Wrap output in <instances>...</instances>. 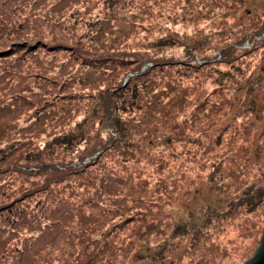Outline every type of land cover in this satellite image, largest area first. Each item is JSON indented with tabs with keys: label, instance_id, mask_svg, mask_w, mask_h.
I'll return each mask as SVG.
<instances>
[{
	"label": "trees",
	"instance_id": "obj_1",
	"mask_svg": "<svg viewBox=\"0 0 264 264\" xmlns=\"http://www.w3.org/2000/svg\"><path fill=\"white\" fill-rule=\"evenodd\" d=\"M172 1L166 11L163 0H0V264L128 263L140 242L147 256L138 264L253 256L264 167L248 159L251 113L213 132L235 88L211 94L202 86L221 80L199 73L259 69L246 83L264 89V1L235 27L226 17L234 20L243 1ZM103 10L113 13L93 15ZM190 13L207 23L191 17L190 32L171 34ZM137 27L150 29L140 38ZM248 36L250 48L241 49ZM221 41V60L192 63ZM193 94L199 103L189 110ZM219 102L229 108L213 118ZM186 112L193 121L183 122V135L164 136L161 126L179 123L167 118ZM202 182L227 209L202 205L175 219L171 207Z\"/></svg>",
	"mask_w": 264,
	"mask_h": 264
},
{
	"label": "rangeland",
	"instance_id": "obj_2",
	"mask_svg": "<svg viewBox=\"0 0 264 264\" xmlns=\"http://www.w3.org/2000/svg\"><path fill=\"white\" fill-rule=\"evenodd\" d=\"M240 1H243V6L239 10V12L236 14L235 19L233 20V18L231 16L226 17L227 24L231 23L232 27H235L240 21L244 20V18H245L244 13H248V11L252 10L253 8L254 9L260 8L263 5L264 0H218V2H220V3L226 2V5L238 3ZM172 2H173L172 0H163L161 7L163 9H165L166 11H168ZM213 6L218 7L217 4H213ZM66 10H67V8L65 9V11ZM153 12L156 13L157 10H153ZM112 13L113 12H111L110 14H112ZM123 13H125V10H123ZM110 14L105 13L103 10V11L95 12L93 15L104 16V17H106L105 19H108ZM156 15H157V13H156ZM191 17H195L197 19H200V22L203 25L207 23V17L206 16H197V15L193 16V14L190 13L187 16H185L184 18L180 17V18H178V20H176L177 25H174L173 27L169 28L171 30L170 31L171 34H173L172 31L178 32V33H180V32L182 33L183 31L190 32L193 28L192 21L194 19V18H192L191 20H189ZM110 18H112V17H110ZM122 23L123 22H121L120 20L115 19V24L117 25L115 28L118 29L119 26L122 25ZM215 27H216L215 24L210 23V26H208L205 30H207L208 32H210V31L214 32ZM123 28H125V27H123ZM149 29L142 30L141 27H137L135 29V32L137 35L140 36V38H143L144 36L147 35L146 33L149 31ZM249 37L250 36H248L245 39V41H243L242 45H240V46L238 45L241 49L244 48V49L248 50L250 48ZM235 38H236L235 36L232 37V42H230V44L235 45V43H233L236 41ZM223 45H224V41H221L219 43L218 42L214 43L209 48V50L205 52V55H203L201 57L197 56V58L192 59L193 60L192 63L194 65H202L203 63L204 64L216 63L217 61L221 60V50L219 48H221ZM215 50H217V51H215ZM259 53H264V52L260 51ZM204 56H206V61H203ZM214 56H216V57H214ZM181 62H187V61H185L184 59H181ZM188 63H190V62H188ZM148 65H151V64H148ZM240 68L242 69V72L245 74L247 68L246 67H240ZM143 70H144V67L141 69V71H143ZM257 71H259V69L258 70L253 69L252 71H248L245 74V76L243 75V77H240L237 74H233V73L228 72L227 67L223 65V66H217V72H221V73L223 72V74H221L219 76L215 75L214 73H204V72L199 73V75L204 76V77L207 75H210L209 78H211V79L221 80V81H219V82H221L219 86L209 84V81H206V83L203 86L201 85L202 88H205L204 90L210 92L211 94H214V92H215L214 95H219V92L223 89V87H230L227 89L235 88V89H233V91L231 90V92H229V96L233 95V98H231L233 107H232L230 113L225 117L226 119L224 118L222 122L220 121L221 123H219L212 131L218 132L219 130H222V127L225 128L226 125L229 124L231 121H233L239 115L240 112L249 111L251 114H248L250 116L245 121L249 125L250 128L251 127L253 128V130H252L253 133H252V137H251L250 145H249L248 159L250 161L252 160L253 162L255 161V163L260 164L264 167V143H263L262 139L260 138V134L264 130V118L262 117V111H261L263 109L262 108V104H263L262 93H263L264 89L262 90L261 87H255L251 83H246L247 82L246 80L247 79L251 80L250 76ZM132 75H133V73H130L129 75H127V77L125 78L124 81L127 83L128 78ZM136 75H138V74H136ZM234 77L237 78V81L232 82V83H224L225 80L230 79V78H234ZM215 88H217V89L214 91ZM201 92L203 94H205V92L203 90ZM194 96L195 95L193 94L192 100L188 103L187 109H189V110L194 109L197 106V104L199 103L194 98ZM203 98H204V96H201L200 100H202ZM211 100L208 101L205 97L204 102L206 104H208V102L210 103ZM227 108H229V107H225L221 104V102H219V106L217 107V109L215 111H213L215 113H212L210 116L213 118H217L220 116L219 117V119H220L224 115L223 114L224 110H226ZM195 110H196V108H195ZM189 115H190V112H186V116H183V117H182V115H177L178 117L177 116L171 117V119L167 118V122L174 121L177 118V121H179V123H175L172 126L169 124L166 126H161L162 128L160 130L162 131V134L164 136H169V137L172 136V137L180 138L184 133L183 128H182L183 122H187V123L190 122L191 123L193 121V119H192V121H187L189 118ZM240 117H242V119H245V116H240ZM240 117L238 119H240ZM97 155H99V153L94 154V156H92V157H96ZM90 159H91V157L86 158L85 161L82 164H79L78 167L85 165L87 162L90 161ZM78 167H76V168H78ZM218 199L219 198L216 196L214 189L210 188L206 182H202L200 184V186H198L197 188H195L191 191L189 190L186 193H182L180 196V199L171 207L170 211H171L172 215L174 216V218L178 219V220L185 219L187 214L189 215L191 213L196 212V208L201 207L202 205H205V206L208 205L212 209H218V211L223 212L224 210L227 209V206H226L224 200H221V199L218 200ZM260 227L262 229L264 228V219H263V222L260 223ZM260 237H259V239H260ZM139 245H141L139 247L142 248L140 253L136 252L133 256V260H131L130 262H128V263L122 262L120 264H138V262L140 260L144 259L147 256L146 246L142 242H140ZM242 245H244V243ZM255 248H256V246L254 247L253 251L250 252L251 255L254 252Z\"/></svg>",
	"mask_w": 264,
	"mask_h": 264
},
{
	"label": "water",
	"instance_id": "obj_3",
	"mask_svg": "<svg viewBox=\"0 0 264 264\" xmlns=\"http://www.w3.org/2000/svg\"><path fill=\"white\" fill-rule=\"evenodd\" d=\"M243 264H264V228L259 246L255 249L253 256Z\"/></svg>",
	"mask_w": 264,
	"mask_h": 264
}]
</instances>
